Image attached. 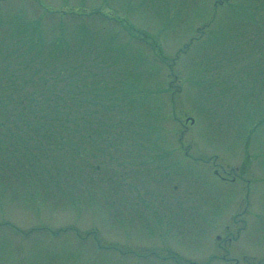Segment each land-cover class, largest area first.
Returning <instances> with one entry per match:
<instances>
[{
    "label": "rangeland",
    "instance_id": "rangeland-1",
    "mask_svg": "<svg viewBox=\"0 0 264 264\" xmlns=\"http://www.w3.org/2000/svg\"><path fill=\"white\" fill-rule=\"evenodd\" d=\"M0 264H264V0H0Z\"/></svg>",
    "mask_w": 264,
    "mask_h": 264
},
{
    "label": "trees",
    "instance_id": "trees-1",
    "mask_svg": "<svg viewBox=\"0 0 264 264\" xmlns=\"http://www.w3.org/2000/svg\"><path fill=\"white\" fill-rule=\"evenodd\" d=\"M27 78L26 77H24L23 79H20V80H26Z\"/></svg>",
    "mask_w": 264,
    "mask_h": 264
}]
</instances>
